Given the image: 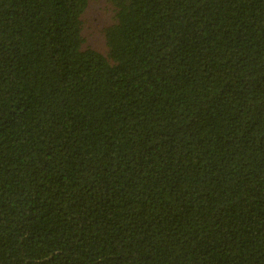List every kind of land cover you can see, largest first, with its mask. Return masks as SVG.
<instances>
[{"label":"trees","instance_id":"trees-1","mask_svg":"<svg viewBox=\"0 0 264 264\" xmlns=\"http://www.w3.org/2000/svg\"><path fill=\"white\" fill-rule=\"evenodd\" d=\"M0 0V264H264V0Z\"/></svg>","mask_w":264,"mask_h":264},{"label":"rangeland","instance_id":"rangeland-1","mask_svg":"<svg viewBox=\"0 0 264 264\" xmlns=\"http://www.w3.org/2000/svg\"><path fill=\"white\" fill-rule=\"evenodd\" d=\"M120 0H89L82 16L83 49H92L108 57L106 30L116 23Z\"/></svg>","mask_w":264,"mask_h":264}]
</instances>
